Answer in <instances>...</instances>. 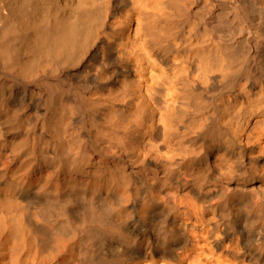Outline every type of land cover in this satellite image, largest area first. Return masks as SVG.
<instances>
[{"label": "bare ground", "instance_id": "1", "mask_svg": "<svg viewBox=\"0 0 264 264\" xmlns=\"http://www.w3.org/2000/svg\"><path fill=\"white\" fill-rule=\"evenodd\" d=\"M0 264H264V0H0Z\"/></svg>", "mask_w": 264, "mask_h": 264}]
</instances>
